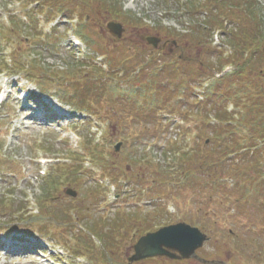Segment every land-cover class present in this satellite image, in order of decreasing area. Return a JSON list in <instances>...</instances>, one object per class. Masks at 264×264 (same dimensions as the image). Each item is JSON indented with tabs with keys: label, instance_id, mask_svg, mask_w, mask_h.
Masks as SVG:
<instances>
[{
	"label": "rangeland",
	"instance_id": "1",
	"mask_svg": "<svg viewBox=\"0 0 264 264\" xmlns=\"http://www.w3.org/2000/svg\"><path fill=\"white\" fill-rule=\"evenodd\" d=\"M113 1L117 2L114 17L108 11H101L90 25V35L97 36L112 58L121 61L139 54L144 65L151 58L158 59L159 63L169 62L173 58L169 51H177L175 58L184 51L188 59L199 56L216 67L220 51L229 52L221 30H216L208 40L211 52L190 49L185 40L176 36L190 29L179 11L183 0ZM256 2L264 21V0ZM16 3L19 1L0 0V25L9 26L7 12ZM205 17L204 14L199 20L204 21ZM112 22L124 28L121 39L110 34L107 25ZM77 25L72 20L60 19L55 31L58 38L51 39L62 38L58 48L46 43L51 27L42 24L37 32L30 28L36 34L33 42L18 41L19 46L12 43L11 47L0 50L6 51L7 62L11 63L13 48L20 47L18 52L25 55V69L36 62L41 64L43 69L37 75L49 91L40 92L35 82L25 78L23 69L0 77V264H116V256L118 264H125L120 262L124 258L116 255L109 241L111 226L114 222L125 223L139 211L156 210H164L177 220L193 216L190 220L201 230H208L214 223L213 232L207 231L212 241L205 244L201 255L208 257L219 249L226 264H264V234L254 233L256 230L264 233L261 222L264 211H258L260 206L252 205L250 199L249 213L244 208L237 213L225 199L212 197L216 193H207L204 189L201 194H195L190 186H180L182 182L176 177L173 156L177 153H170L169 149L178 143L183 147L179 150L182 153L194 145V139L202 131L197 109L194 108L187 121L182 120L181 111L172 116L165 109L150 114L156 120L150 117L146 123L126 108L129 102L126 97L124 101L113 98V102L112 96L103 98L99 109L101 119L75 114L71 107L56 100L58 82L42 76V72L60 73L77 50L85 53L86 44H80L73 37ZM150 39L158 40L156 48L149 44ZM173 40L178 41L177 47H173ZM90 54L96 55L93 51ZM100 61L104 58L100 57L97 62ZM149 72L150 69L144 68L140 79L143 76L145 79ZM136 73L130 74L128 80ZM119 82L126 88V78H119ZM43 108L54 111L61 118V124L36 120L34 115ZM183 129L190 132L184 135ZM119 142L123 143L122 147L115 152ZM96 147L104 163L92 156V149ZM165 153L172 159L165 158ZM41 159H46L47 164L40 166ZM105 162L110 165L108 168ZM113 167L117 172L114 173ZM51 174L54 175L49 177ZM155 178L159 179L158 183L149 189ZM49 180L57 182L48 184ZM67 187L77 191L78 196H66ZM250 211L256 212L254 217ZM28 217L32 219L27 220ZM103 220L110 223L105 229L100 227ZM231 230L242 236L234 239L229 235ZM17 239L27 240L33 252L12 253L6 244ZM76 255L82 258L77 259Z\"/></svg>",
	"mask_w": 264,
	"mask_h": 264
},
{
	"label": "trees",
	"instance_id": "2",
	"mask_svg": "<svg viewBox=\"0 0 264 264\" xmlns=\"http://www.w3.org/2000/svg\"><path fill=\"white\" fill-rule=\"evenodd\" d=\"M18 1L14 9L7 12L9 26L0 25V50L11 47L12 43L19 46V42H33L36 34L30 28L37 32L42 24L48 26L59 18L71 21L77 16L76 34L86 44L88 54L83 58L71 56L66 68L55 75L42 72V76L58 82L54 97L59 102L77 114L101 119L99 109L103 98L112 96L113 102V98L124 101L126 97L129 101L126 108L136 112L146 123L150 117L156 120L150 114L164 112L165 109L169 110L166 114L172 116L181 111L182 120L187 121L194 108L197 109L202 131L194 139V145L182 153L179 150L183 147L178 143L169 149L170 153H177L173 156L177 164L176 177L183 186H190L195 194H201L204 189L207 193H216L212 197L225 199L237 213L240 208L247 209L249 213L250 199L252 205L261 207L259 212L264 211V21L256 0L181 1L179 11L190 29L184 34L176 33V36L185 40L190 49L201 48L211 52L208 40L216 30L224 32V43L231 53L225 55V51H220L216 67L202 61L199 56L188 59L184 55L160 63L158 59L151 58L144 65L140 62L141 55L121 61L117 57H108L103 63H98V57L109 52L105 51L97 36L90 35V25L98 12L108 11L109 16L114 17L116 1ZM204 14L207 16L204 21L199 20ZM124 18L128 15L124 14ZM58 24L46 35V43L55 48L62 40L61 37L51 40L52 37L58 38L55 33ZM18 46L12 50L11 63L7 62L6 51H0V76L23 69L26 79L35 82L42 93L48 92L37 75L39 69H43L41 64L36 62L25 69V55L18 52ZM191 66L195 68L191 69ZM225 66H230L231 72L215 78V74ZM132 68L135 69L130 72ZM144 68L151 72L141 80ZM134 72L137 73L131 76L132 80H128L127 77ZM119 78L127 79L126 88ZM196 89L201 90L203 100H199ZM189 132L183 129L184 135ZM92 153L96 159L100 157L97 148L92 149ZM165 154V158L172 159L171 155ZM250 213L252 217L256 214ZM261 222L264 223V218ZM254 233L257 236L264 234L259 230ZM232 235L234 239L242 236L240 233Z\"/></svg>",
	"mask_w": 264,
	"mask_h": 264
},
{
	"label": "flooded vegetation",
	"instance_id": "3",
	"mask_svg": "<svg viewBox=\"0 0 264 264\" xmlns=\"http://www.w3.org/2000/svg\"><path fill=\"white\" fill-rule=\"evenodd\" d=\"M171 52L172 51H170V53ZM172 53H174V51ZM190 219H192V217H185L178 220L172 219L168 214H166L164 210H156L155 212L139 211L138 213L134 214V216L129 217L125 223L111 226L112 233L109 235V241L115 248L116 255L119 257L121 255L122 258H124L120 262H124L125 264H226L222 260V255L219 249L215 250L211 256L209 255L207 257L205 255H201L204 246L196 250V252L188 258H183L175 250L172 251L166 249L172 253L173 256L164 255L150 257L140 261L132 262L131 259L135 255V246L142 237L155 233L161 228L174 226L180 223H185L192 227H196L195 221ZM203 219L204 216L199 217L198 221ZM116 260V264H118L119 258L117 256Z\"/></svg>",
	"mask_w": 264,
	"mask_h": 264
},
{
	"label": "water",
	"instance_id": "4",
	"mask_svg": "<svg viewBox=\"0 0 264 264\" xmlns=\"http://www.w3.org/2000/svg\"><path fill=\"white\" fill-rule=\"evenodd\" d=\"M107 28L110 34L121 39L124 33V28L121 24L109 23ZM149 43L155 48L157 47L158 40L150 39ZM121 144L115 147L116 151H119ZM67 195L73 197L77 196V193L71 189L66 191ZM207 236L202 234L198 229L191 228L185 224L168 227L160 230L156 234L149 235L143 238L136 246V254L132 258V262L140 261L145 258L167 255L163 250V247L175 250L180 253L183 258H188L194 252L201 248L205 241H207Z\"/></svg>",
	"mask_w": 264,
	"mask_h": 264
}]
</instances>
